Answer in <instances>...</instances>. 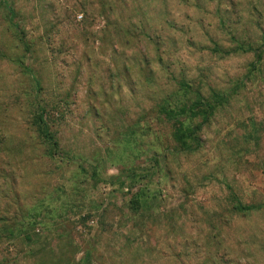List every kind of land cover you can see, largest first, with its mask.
Masks as SVG:
<instances>
[{
	"label": "rangeland",
	"instance_id": "1",
	"mask_svg": "<svg viewBox=\"0 0 264 264\" xmlns=\"http://www.w3.org/2000/svg\"><path fill=\"white\" fill-rule=\"evenodd\" d=\"M0 264H264V0H0Z\"/></svg>",
	"mask_w": 264,
	"mask_h": 264
},
{
	"label": "trees",
	"instance_id": "2",
	"mask_svg": "<svg viewBox=\"0 0 264 264\" xmlns=\"http://www.w3.org/2000/svg\"><path fill=\"white\" fill-rule=\"evenodd\" d=\"M227 98L221 96V95H215L211 101H206L205 99H203L199 94L197 95V99L195 100V102L189 106L186 107L184 110L187 111H191L194 108H201L202 110H205L206 115H208L209 113L214 112L215 109H217L218 106H220L221 104H223L224 102H226ZM43 113L42 114H38L36 117V127H37V133L39 135V137H41L47 144H49L51 146L52 149H56L58 148V143L56 142V140L53 138V136L51 135L49 128L47 126L46 121L43 119ZM196 129H192L188 136H192L191 132L194 133ZM256 207H251V206H242L241 204H235L233 206V210L236 213H245V212H250L253 209H255Z\"/></svg>",
	"mask_w": 264,
	"mask_h": 264
}]
</instances>
